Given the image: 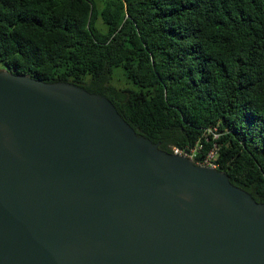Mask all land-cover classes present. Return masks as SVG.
Segmentation results:
<instances>
[{"label":"water","instance_id":"1","mask_svg":"<svg viewBox=\"0 0 264 264\" xmlns=\"http://www.w3.org/2000/svg\"><path fill=\"white\" fill-rule=\"evenodd\" d=\"M0 264H264V203L105 96L3 70Z\"/></svg>","mask_w":264,"mask_h":264},{"label":"trees","instance_id":"2","mask_svg":"<svg viewBox=\"0 0 264 264\" xmlns=\"http://www.w3.org/2000/svg\"><path fill=\"white\" fill-rule=\"evenodd\" d=\"M0 67L105 96L169 154L217 144L264 203V0H0Z\"/></svg>","mask_w":264,"mask_h":264},{"label":"built area","instance_id":"3","mask_svg":"<svg viewBox=\"0 0 264 264\" xmlns=\"http://www.w3.org/2000/svg\"><path fill=\"white\" fill-rule=\"evenodd\" d=\"M209 136L212 137V140L218 138L219 134L215 127L207 128L203 131L202 137L204 138V142H209ZM203 148V144L200 141H197L196 143L183 148L172 147L171 150L173 155L185 158L197 166L216 169L217 165L215 164V160L218 155V145L213 143L211 149L204 154L199 162H196L195 159L197 158V155L201 153Z\"/></svg>","mask_w":264,"mask_h":264},{"label":"flooded vegetation","instance_id":"4","mask_svg":"<svg viewBox=\"0 0 264 264\" xmlns=\"http://www.w3.org/2000/svg\"><path fill=\"white\" fill-rule=\"evenodd\" d=\"M157 144H158V148L161 149V148H160V144H159V143H157ZM161 150H162V149H161Z\"/></svg>","mask_w":264,"mask_h":264},{"label":"rangeland","instance_id":"5","mask_svg":"<svg viewBox=\"0 0 264 264\" xmlns=\"http://www.w3.org/2000/svg\"><path fill=\"white\" fill-rule=\"evenodd\" d=\"M0 68H1V67H0ZM0 71H3V70H2V69H0ZM118 73H119V72H118ZM113 82H114V81H113ZM113 82H112V84H113ZM114 84H115V83H114ZM114 84H113V85H114Z\"/></svg>","mask_w":264,"mask_h":264}]
</instances>
